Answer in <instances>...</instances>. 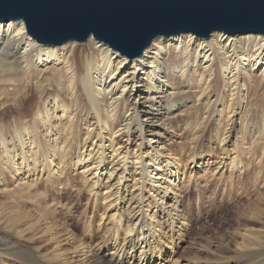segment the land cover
I'll return each instance as SVG.
<instances>
[{"label":"bare ground","instance_id":"6f19581e","mask_svg":"<svg viewBox=\"0 0 264 264\" xmlns=\"http://www.w3.org/2000/svg\"><path fill=\"white\" fill-rule=\"evenodd\" d=\"M200 109L204 111L201 115ZM213 123L216 138L210 133L214 131ZM189 131L195 136L196 149L190 152L188 161L204 169L210 166L208 156L215 151L214 145L221 151L232 148L235 158L227 157V168L232 169L231 178L234 175L238 178L235 185L238 188L233 194L226 193L231 200L213 199L214 210L197 222L190 221V204L184 205L185 198L176 190L184 182L180 185L170 182L180 175L181 170L175 167L183 160L175 156L169 162L171 165L163 167L159 163L160 155L169 160L172 148L186 144L185 135ZM129 145L137 153L143 147L153 149L156 156L151 161L158 164L151 171L146 161L140 167L132 161L131 164V159L139 162L141 159L139 155L130 158ZM257 156H261L260 162L255 160ZM0 164V211L4 213L0 214V259L3 264H48L45 261L49 257L45 255L48 244L43 248L38 245L47 242L45 235L52 232L53 241L64 237L63 241L70 247L66 253H71V263L63 264H150L148 253H142L140 261L134 263L117 253L126 254L128 249L149 244L150 251L162 257L161 243L166 235L159 223L163 219L158 215L168 216L172 224L180 225L178 229L170 225V233H180L179 238L187 240L189 229L182 231L187 224L192 230L206 219L227 221L235 212L233 209L253 203L249 188L255 186L253 181L258 177L253 180L249 172L257 171L259 175L264 171V34H228L216 30L206 38L191 32L157 36L139 56L129 58L93 34L85 41L70 39L43 44L30 35L23 20L0 21ZM138 169L140 172L136 175ZM73 170H83L84 175L93 178L92 184L88 177L84 181L94 196L96 188L99 190L101 199L90 200L96 212L102 206L100 201L106 206L114 205V214H108L115 220L113 233H119L124 223L128 224L126 229L131 234L136 227L139 229L128 242L112 245L114 254L109 252L110 240L104 241V237L96 248L92 247L97 234L92 231L93 223L88 222L83 233H75L61 222L60 218L73 219L79 207L76 204L64 211L68 192L55 195L54 191V197L49 199H43L47 194L39 192L38 188L43 186L37 184L39 177L51 179L63 176L64 172L65 182L60 180L58 188L73 187L68 176ZM6 175L14 183H26L27 189L36 184L38 194L34 200L39 202V208L35 205L34 210H25L24 204L13 200L7 192V186L11 185L6 182ZM105 180L109 183L105 184L107 194L104 195L99 187L100 181ZM218 184L211 183L203 191L200 189L201 207L207 199L204 191ZM171 192L175 198L170 196ZM154 194L159 199H153ZM4 195L6 201L1 200ZM169 196L174 199V205L181 203L179 221L163 208ZM256 207L250 208V215L257 216ZM3 216H6L4 223ZM247 218L238 217L239 230L242 226L246 229L238 238L241 243L234 240L238 248L233 262L264 264V240L250 232L255 218V221ZM42 223L44 228L36 226ZM5 224L9 225L3 229ZM18 227L22 229L14 230L19 234L16 236L11 231ZM107 233L110 232L103 234ZM35 235L40 238H33ZM174 241L170 237L164 249ZM220 250L222 264H230V258L224 255L229 250Z\"/></svg>","mask_w":264,"mask_h":264},{"label":"rangeland","instance_id":"374dc122","mask_svg":"<svg viewBox=\"0 0 264 264\" xmlns=\"http://www.w3.org/2000/svg\"><path fill=\"white\" fill-rule=\"evenodd\" d=\"M6 112H8V110ZM203 113H204V111H202V109H200L199 114L201 115ZM10 121L13 122V119L10 118ZM209 122H208V126L211 125V122L210 123ZM212 125L214 127L211 129L214 130L215 124L213 123ZM192 133H193L192 131H189L186 133L185 136L187 138V140H186L187 142L185 145L180 144L179 146H175L174 149L172 148L171 156L168 157L169 160L162 159V157L160 155L159 156V163H160V165L162 164V166L164 167L165 165L169 164V162L175 156H176V159L183 160L182 162L179 161L180 162L178 165L179 167H175L177 171L181 170L180 175H177L178 179L177 178H171L170 182H171V185H177L178 183L181 184V182H184L180 187H177L176 190L181 192V194L183 193L182 195L180 194V196L181 197L183 196L182 198H185V199H183L184 205L190 204V207L192 209V212H191L192 218L190 219V221L197 222L200 219L206 218L209 211L212 212L214 210V207L212 204L213 199H215L217 202L222 201L224 198L226 199V201L231 200V199H229V198H231V196L229 198H227L226 193L229 192V194H231V193L233 194L235 189L238 188V186H236L237 188L235 187L236 184L238 185V183H237L238 178H236L234 175L232 177L234 179L233 180L230 176L232 169H231V167L227 168V165H229V162H228L229 160L227 159V157H230L232 159L235 158V151H233L232 148H227L226 150L221 151L220 148L217 147V145H214L216 148L214 147L215 151H213L212 153H215V154L211 153L212 155L210 154L208 156V160L210 159V162H209L210 166H208L204 169L203 168L199 169L198 165L193 164L192 161H188V156H189L190 152H192L193 149H196L194 147L196 140L194 139L195 136ZM210 133H211V137L214 136L213 138H216V130H214V131L211 130ZM210 133H209V139H210ZM197 145H198V142H197ZM129 147H130V149L128 151L130 153V158H133V157H136L139 155V158L141 159L140 162L138 159H136V160L131 159L129 161L130 163L132 161V163H136L137 167H140L141 162L143 161L145 163V161H146L150 171H151V168H154L155 164H158V162L156 163L154 160L151 161V157L156 156L155 155L156 151H153V149L143 147L141 149V151L139 152L140 153L139 154V153H137V149L134 146L129 145ZM123 152H126V150H124ZM173 152H175V153L173 154ZM255 160L257 162H260L261 156H259V157L257 156L255 158ZM219 163H222V164L218 165ZM169 165H171V164H169ZM223 167H225L224 170H226V171L222 170ZM130 170H131V167H130ZM83 172H84L83 170H76L75 172L73 170V171L69 172L68 176L70 177V181L72 182V185H74L73 187H71L69 189H63L61 187L58 188V185H57L60 180L65 182V179H66L65 177L67 175V174H65V172H64L63 176H60V175L58 177L53 176L51 179L47 178V176H44L43 178L39 177L37 184L38 183L43 184V186L38 188L39 192L40 193L45 192V194H47L46 196H42L43 199H49L50 197H54L52 195L54 191H56L55 195H64V194H66V192H68L67 198H69V199H66L64 201V211L67 212V210L71 209L76 204H78L79 207L75 211V217L73 219L66 218L63 220L62 218H60L62 220L61 222L64 224L66 223L69 230L74 231L75 233H80V232L83 233L85 228H86V224L88 222H90V224L93 223V224H91L92 226L94 225L92 231L94 232V234L95 233H97V234L94 235L92 247L96 248L97 244L99 242H101V237H104V241L110 240L109 246H110L111 250H109V252H110V254H114V251L112 252V248L114 246H112V245H114L115 243L126 241V240L128 242L130 239H132L136 236V234H137L136 232L139 231V229H137L138 227H136L135 231H133V233L131 234L130 231L128 229H126L128 224L124 223L121 227H119V233L117 231H115L119 235L116 233H113L115 220H113L111 215L114 214V211H113L114 205L112 204L111 206H106L102 201H100L102 203V206L99 207V209H98L99 212H96L95 206L92 203V201H90V200L92 198H94L96 200L101 199L100 195L98 196V194H97V191H99V190H98V188H96V190H95L96 195L95 196H94V193H91V190L90 191L88 190V187H86L85 181H84V178H87L88 175H84L85 173H83ZM132 172H133V170H132ZM139 172L140 171L138 169L137 172H135L136 175H138L137 173H139ZM262 173L263 174L258 175L257 171H250L249 172V177H251L253 180L258 177L256 179V181L255 180L253 181V182H255V186H252V187L250 186L251 188H249V192L252 191L251 194L253 193L252 194L253 195V197H252L253 203H251L249 206V202H247L244 207L241 206L240 209H239V207L236 209H233V212L234 211L235 212L231 214L230 218L227 221L220 219L216 222H209L208 219H206L207 221H204L200 225H196L195 228L192 230H191V228H192L191 225L188 226V224L186 223L187 225H186V227H184L185 230L184 229L182 230V231H188L187 229H189V231H190V233H189L190 238L186 240L185 239L186 237L185 238H183V237L179 238L180 233L179 234L177 232H174V233L172 232V234L170 233V228H171L170 225H173V227L174 228L176 227L177 229L180 227V225L177 226V225L172 224V222H170V217H168V216L158 215V218L160 217V220L163 219L159 223L162 226V232L166 235V239L164 238L165 241L162 240V243H161V246L163 248L162 257H156L155 253L150 251V248L148 246L149 244L136 246V248L133 250L128 249L126 251V254H124V253L120 254V252H118L117 255L120 256L122 259L130 260V261L132 259L133 263L135 262V260H136V262L140 261L139 257L141 256L142 253H148V259H149L150 264H222V262L220 261V258L222 256V253H221L222 251L220 250V248H221L222 250H229L224 255H225V257L230 258V260H231L230 264H235L233 262L232 258L236 256V250L238 247L236 246L234 240L240 238V236L242 234H244L245 229H246L245 226H242V228H241L242 230H239V227L237 224V222H239V219H238L239 215L246 216L248 218H252L251 220H253L255 218L256 221L261 222V224H259L255 220H253L255 222L251 223L252 226L250 227V229H251L250 232H252V234L257 235L262 241L264 240V171ZM37 174L38 173H36V176L34 178L35 180L37 178ZM153 174H156V171ZM182 175H184V176H182ZM190 175H192V176H190ZM222 175H224V177ZM180 176H182V177L180 178ZM187 176H189V177L187 178ZM225 176H226V179H225ZM24 177L27 178L28 175H26ZM6 179H7L6 182H8L11 185V187L7 186V192L8 193L10 192V195L13 196V200H15V201L17 200L20 203L24 204L25 210H30V211L34 210L33 206H35V205L39 208V202L34 200V197L38 194L37 193L38 189H36V184H34V186H31L29 189H27L26 183H24V182L14 183V179H12L11 176H9V175H6ZM176 179H177V181H175ZM30 180H32V178ZM164 180H165V178H164ZM164 180L162 181V183L164 182ZM88 181L90 184H92L94 182L92 177H88ZM105 181H103V182L100 181L101 186L99 187V188H101L100 192H103L104 195L107 194L105 191L106 190L105 184L109 183V181L108 182L107 181L105 182ZM111 181H113V178L111 179ZM211 183H216V184L219 183V184H218V187H214V188H211L210 190L204 191L207 199H206L203 207H201V203L199 202L200 201L199 200L200 199L199 198V191H200V189H202V191H203V188H205L206 185H210ZM107 184H106V186H108ZM180 184H178V185H180ZM52 185H54V187H52ZM229 185H231V186H229ZM164 186L165 185H163L162 187H164ZM253 187L255 190L253 189ZM255 187H257V188H255ZM188 189L191 191L189 193V195H188V191H189ZM253 191H255V192H253ZM239 192H241V191H239ZM150 194H152V193H150ZM223 195H224V197H223ZM170 196L172 198H175L174 192H171ZM170 196H169V199L164 200V202H163L164 207L163 208L166 211H169L171 213V216L173 217V219H175L176 221H179V217L177 215H180L179 212H181V209H180V211H178L179 210L178 206H180L181 203L174 205L175 201H174V199L171 200ZM112 199H114V198H111V200ZM153 199H159L157 197V194L153 195ZM1 200L6 201L7 196L4 195V197ZM161 202H159V203H161ZM207 202L209 203V205ZM210 204H211V206H210ZM256 205H258V207H256L257 216L250 215L249 214L250 208H254ZM174 206H176V207L173 208ZM106 207H108L111 210L107 209ZM57 210L59 212L61 209H57ZM122 212H123V210H122ZM104 213H107V214H105L106 216L104 215ZM0 214L4 215V213L2 211H0ZM82 214H84L83 217H81ZM108 214H111V215H108ZM164 216H165V218H164ZM115 217H117V215ZM5 218H6V216H3V218H2L3 223L5 222V220H4ZM257 218H259V220ZM8 225L9 224H5V226H3L2 228L4 229ZM36 226H38V227L40 226L42 228L45 227L44 223L36 225ZM31 227L32 226H30L29 228L31 229ZM21 229H22L21 227L20 228L18 227L16 229H12L11 232L20 231ZM14 230H16V231H14ZM104 231H107L110 233H107V235L106 234L104 235L103 234ZM28 232L24 233V235H26ZM60 232H63V231H60ZM52 233L45 235L46 238L44 240H46L47 242L42 243L41 245H38L42 248H43V246H46L47 244L49 246V247H47L48 250H46V253H45V255L49 256V257H47L45 259V261H47L48 264H63L66 262H70L72 255L70 252L66 253V251L68 249H70L69 245H67L63 241L64 237H62L57 242L53 241V234ZM109 234H110V236H109ZM15 235L18 236L19 234L16 232ZM62 235L63 234H61L60 236H62ZM75 236H77V235H75ZM34 237L40 238V235H35V236H33V238ZM80 237H81V235H80ZM170 237L175 238V241H174L172 246L167 247L165 250L164 244H166L165 242H168ZM19 238H20V240L23 239V238L21 239V237H19ZM28 240H30V239H28ZM33 242L34 241H32V243ZM238 243H241V240L238 239ZM34 246L38 247L37 245H34ZM146 246H148L149 249L145 248ZM57 255L60 257H58ZM196 255L201 256V257L198 260L190 259V258L195 257ZM55 259H57L58 261ZM133 259H134V261H133ZM3 262L4 261L2 259H0V264H3ZM60 262H62V263H60ZM141 263H142V261H141ZM10 264H13V263H10Z\"/></svg>","mask_w":264,"mask_h":264},{"label":"water","instance_id":"95a60500","mask_svg":"<svg viewBox=\"0 0 264 264\" xmlns=\"http://www.w3.org/2000/svg\"><path fill=\"white\" fill-rule=\"evenodd\" d=\"M9 20L43 44L93 34L133 58L157 36L264 34V0H0V21Z\"/></svg>","mask_w":264,"mask_h":264}]
</instances>
